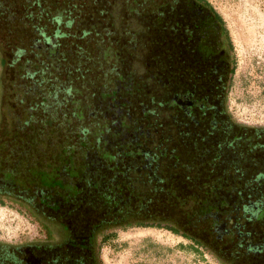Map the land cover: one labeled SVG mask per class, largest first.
I'll return each instance as SVG.
<instances>
[{
  "label": "trees",
  "instance_id": "1",
  "mask_svg": "<svg viewBox=\"0 0 264 264\" xmlns=\"http://www.w3.org/2000/svg\"><path fill=\"white\" fill-rule=\"evenodd\" d=\"M5 2H11L18 9L16 14L0 10V64L4 67V74H8L9 68V43L17 49L22 48L19 53L16 52L15 58L26 65L24 75L29 78L24 83L38 79L39 66L44 67L45 64V69L48 70L51 62L56 61L53 66L57 68L56 64L62 60L70 66L74 62L73 54L76 50L80 49L81 53L90 52L88 59H101L108 71V77L100 79L91 75L94 85L92 88H86L89 101L99 95L104 99L109 93L100 94V88L107 85L106 83H111L113 79H116L120 86H125L126 82L121 80L122 76L117 79L114 72L119 76L122 69L129 66L128 71H123L125 74L130 72L135 73L138 78L141 76L136 81L132 80L131 88L141 94L147 109L153 107L159 112V107L166 105L158 102L157 90H169L185 77L189 78L191 83H198L196 77L201 74L206 75L208 81L209 75H215L217 72L216 66H212L208 60L206 65L202 63L201 70L199 68L200 55L205 51L199 50L197 43L202 36L208 39V36L216 35L211 28L220 29L228 51L232 49L224 19L207 0H0V4L6 5ZM182 4L185 5L182 7L186 12L184 17L178 16ZM1 8L3 7L0 5ZM110 10L113 12L109 13ZM38 22L42 31L36 29ZM154 26L155 29L159 27L162 30L143 40L146 35L144 31H150ZM116 31L120 36H116ZM187 38L194 43L188 50L185 49ZM141 40L143 43L147 42L145 47L142 46L145 48L143 54L134 51ZM126 45L130 52L127 55L123 53ZM37 50L44 53L43 62ZM130 56L135 58L131 61ZM124 59H127L128 64L123 65ZM225 59L221 64V74L224 76V103L236 70L234 58L229 54ZM131 63L134 65L131 66ZM55 72L62 81L65 79L66 69L62 73L58 66ZM56 74L49 78L46 74L44 76L48 95L45 96V102L42 101L39 106L40 111L36 106H28L25 111L23 106L20 107L21 100H18L16 102H19V106L13 116L28 119L26 128L32 129L35 137L44 140V148L49 147L48 140L46 141L48 129L45 127L43 130L41 124L45 123L49 130L51 124H57L59 141L62 143L58 152L63 156L62 166L67 162L72 166V162L66 159L69 149L72 151L73 146H79L83 156L87 158L86 161L97 160L96 158L101 156L98 152L101 147L95 146L92 139V146H87V143L79 139L81 131L87 127H83L85 120L91 122L96 120L97 116L88 114L85 117L76 113V110L61 111L70 103L63 100L64 97L58 95L54 89ZM3 82L0 79V95L8 90L7 84ZM27 88L25 84L18 90L17 99L19 96L23 97ZM29 89L34 90V84H31ZM97 89L99 95L94 94ZM67 94L73 99V91H68ZM89 106L91 107L88 111L93 110L92 103ZM157 112L153 114L157 122H173L171 130L180 134L168 137L163 134L159 138L142 140L139 142L142 146L139 149L134 148V144L138 143L125 145L126 153H140V156H134L135 161H132V156L128 154L118 155V162L113 165L100 159L97 164L99 167L95 168L97 173L89 178L91 180L86 178L82 183V190L86 185H90L91 189L85 190L87 193L80 191L81 194L71 199L69 190L58 182L60 178L56 177L64 174L61 169L52 179L55 182L46 180L45 185L41 184L39 189L27 185V179L37 174L30 170L31 167L21 172V163L26 162L29 166L33 161L31 157L23 158L26 157L23 152L29 151L28 154L35 155V151L41 148V143L27 142V135L24 134L21 143L4 139L0 143V146H4L1 151L4 155L0 154V205L5 206L11 200L22 205L28 202L36 206L39 201L53 203L54 200L60 201V196L69 198L70 203L66 204L68 207L64 215L68 220L61 219L57 224L61 227L63 224L62 228L67 232H91L94 234V240H98V248L99 237L105 230L124 222L139 220L143 223L172 226L196 243L198 248H204L215 255L223 264H230L224 249L232 245L247 253L261 250L260 241L255 240L249 223H263L257 221L251 213L256 207L264 205V190H260L264 188V178H261L264 174L259 172L260 174L252 179L245 169L241 171L235 166H225L219 155L224 153H218L213 143L199 140L196 135L187 139L182 120L172 118L169 114L161 117ZM14 122L16 123L15 120ZM75 122L79 123L78 127L72 129ZM6 126L7 124L1 127L2 138L6 135ZM12 126L16 128V125ZM141 128L145 131L141 136L147 133L151 136L154 130L150 126ZM23 132L26 133V129ZM33 144L34 149L31 148ZM17 148L23 156L16 153ZM247 152L249 155V151ZM20 158L23 159L19 160ZM121 158L130 159L132 162L126 163ZM44 171H48V168H44ZM130 176L132 178H129ZM23 177L27 178L26 181L22 180ZM123 177L126 178V183H123ZM45 203L43 208L37 211L46 219L44 210L48 208ZM84 203H89V208L81 209ZM22 205L20 209L33 217L31 211ZM58 209L56 208V211H59ZM83 213L92 214L94 221L85 222L83 216L86 215ZM41 227L44 229L45 226ZM44 230L50 238L48 229Z\"/></svg>",
  "mask_w": 264,
  "mask_h": 264
},
{
  "label": "rangeland",
  "instance_id": "2",
  "mask_svg": "<svg viewBox=\"0 0 264 264\" xmlns=\"http://www.w3.org/2000/svg\"><path fill=\"white\" fill-rule=\"evenodd\" d=\"M207 1L225 21L228 35L232 43V49L229 51V54L232 58H234L236 63L235 74L230 83L225 101V107L228 113V118L226 119H231L230 122L236 123L238 127L239 125L243 127L242 129H238V131L236 130L237 128H235V125L233 126V129L232 127L227 129V131L231 133L230 135L237 134V136L241 139L239 142L238 140L235 142L238 144L237 150L230 148V150H227L224 154H222V160L225 166L228 164L229 166L237 167V169H240L241 171H243V169L247 170L248 176L254 179L259 172L264 170V151L262 152L260 150L264 149V145L261 143L264 142V0ZM6 3L7 2H5V4ZM0 5L3 7L0 10L9 11V14H16V10L18 9L16 6L11 4V2H8L6 5ZM180 7L181 10L178 11V16L184 17L186 12L182 9V7H185V5L182 4ZM110 12L113 11L110 10L109 13ZM12 29H14V26ZM36 29L38 31H42L40 22H38ZM160 30L162 29L159 27L155 29L154 26L150 29V31H144L146 35L143 40H147L149 37L155 36ZM116 33V36H120L118 31H116ZM0 38H2L1 35ZM204 41L205 39L202 40V44ZM146 43L147 42L143 43L141 40L134 51L141 52L143 54V50H145L143 47H145ZM122 44L124 45L125 43L122 42ZM8 47V74H4V67L0 64V79L2 82L4 79L5 82L3 83H6L8 87L6 92H2L0 99V131L2 130L1 127H5V124H7L6 135L3 138L0 137V143L3 142L4 139H9L10 141L12 140L14 143H21L23 141V134L27 135V137H25L27 142L41 143V148H38L39 151H35V155L28 154L29 151H26L23 152V154H26V157L23 158L28 159V157H31V160H36L40 169L48 168V171H42L47 177V182H55L52 179L57 171L60 172L61 169L64 174L56 177L60 178V181L58 182L62 183L66 189L69 190L70 199L74 198L75 195L78 196V194H81L80 191L87 193L85 190H90L91 186L86 185L82 190V183L84 179H89L93 174L97 173L95 168L99 167L97 165L99 160L102 159V161L109 164L112 163V165L113 163H117L118 155L122 156L128 154L126 153L125 148L127 146L125 145H130V143L133 145V143H136L134 140H131L129 143V138H126L127 134L132 130L131 133L137 134L135 137L139 139L141 134H145L144 129L137 123L138 119H136V117L131 119L128 113H126V117H124L123 114L120 113L123 108L119 107L123 101L125 89L127 91H133L134 88H131L130 85L132 84L130 83H132L133 78L137 80L138 76H136L135 73H130L132 76L131 80L130 77H127V80L121 79L123 82H126V84H129L127 86L126 84L125 86H120L117 80L113 79L111 83H106L107 85L100 88V94L101 92L109 93L106 95V97L109 98L108 104L99 103L101 97L98 94L99 92H97L98 89L94 90V94L99 95V97L92 98L93 103L96 105L95 107L101 106L103 110H109V106L118 107L116 110L118 113V121L115 122L114 119H111L108 122L106 121L105 125L98 123V121L95 123L96 120H92V122L88 119L85 120L83 127L86 125L87 127L84 131H81V137L79 139L87 143V146L93 145V143H91L92 139L95 146L98 145L101 147L98 149L101 156H98L96 158L97 160L91 159L86 161L87 158L83 156V153L81 152L82 150L79 146H73L71 149L72 151L69 149V155L66 159V161L72 162V166L68 162L62 166L63 163H61V161L63 160V156L58 153L62 143L59 141V128L57 127V124H54L53 126L51 124L50 130L45 123L41 124L40 127L43 130H45V127L48 129L46 141L48 140L47 143L49 144V147L47 146L44 148V140L35 137L32 129L26 128L28 119L14 118V112L18 109L19 104H21L20 107L23 106V110L25 108V111H27L28 106H36L38 111L41 110L39 109V106H41L42 101L45 102V96L48 95L46 92L48 86L45 83L44 76L45 74L48 78L52 76V74L54 76V74H56L55 70H58L59 66L62 73L65 72L66 69V76L62 81L56 74L54 78L56 87L54 89L58 95L60 94L64 97H62L63 100L70 103L68 107L62 108L61 111L68 112V110H76V113H81L86 117L88 116V109H90L89 105L92 103V101H89V98L87 99L86 95V88L88 86L89 88H92L94 85L91 75L94 78L106 79L108 77V71L104 67L103 62H101V59H96L94 57L92 60H89L88 56H90V52L81 53V50L78 49L73 54L75 58L72 65L67 66L66 62H62V60L56 64L58 65L57 68H54L53 65H55V61L51 62V66H49V69L46 70L44 64V67L39 66L37 68L38 79L30 80L28 83H24V81H28L29 78V76L24 75V66L26 65L24 62L21 63V61L15 58L17 54L16 52L19 53L22 48L17 49V47L12 46L11 43H9ZM128 48V45H126V50L123 52L126 55L130 53ZM37 54L39 55L41 62H43L44 53L37 50ZM133 57L134 56H130L129 59L132 61ZM123 61V65L124 63L128 64L127 59H124ZM132 65L134 64L131 63V66ZM128 67L129 66H125L124 70L122 69V73H125L123 71H128ZM114 74L116 78L119 77L118 73L114 72ZM139 78H141V76H139ZM108 80L110 81V78ZM25 84H27L28 87L26 90L27 92L25 93L24 90L23 97L19 96L17 99L18 90ZM31 84H34V90L29 89ZM183 84L185 85L182 80H179V86H176L174 91L176 92V90H181V87H184ZM62 86L64 87L62 88ZM77 87L79 90H77ZM35 88L37 90H35ZM104 88H107L108 90ZM66 91H73V99H71V96H69ZM157 91L159 93L157 98L158 102L163 105H168V103L172 100L170 89ZM113 92H115V95ZM140 95V93H136L135 96L138 99L134 100H139V98L140 100H143ZM18 100H21L20 103L16 102ZM50 109L53 110L52 107ZM170 112L171 111L168 110L167 106H163L159 109L157 115L163 117ZM78 124V122H75L72 129L74 127H78ZM116 124H119L120 126L115 128ZM12 125H16V128H13ZM127 128L131 130L126 133L121 132V129ZM25 129L26 133L23 132ZM110 129H114L112 136L110 134ZM170 133H172V130ZM124 138H126L127 141L124 140ZM210 138L211 142H218L221 140L219 137L217 141L218 136L216 135H211ZM34 146L35 145L33 144V147L31 148L34 149ZM249 146L253 149H250ZM2 147L4 146H0V154L4 155V152H1ZM141 147L142 146L139 143L134 144L135 149H139ZM19 148L15 151L20 156L22 153L19 151ZM48 148L50 149L46 151ZM247 151H249V155ZM128 155L140 156V153H133L131 151ZM23 158H20L19 160H22ZM19 167L22 170L21 172H24L28 168V165L26 162H23ZM32 171L34 173L33 169ZM261 178H264V175H261ZM22 180H25L24 177ZM260 190L262 191L264 188L262 187ZM60 197V201L54 200L53 203L44 202L48 208V210H44L46 217L48 219H52L55 223H59L61 219H65L66 221L68 220V217L64 218V215L66 214L68 207L66 204L70 203V199L63 198L62 196ZM19 208L20 205L16 202H12L11 200L5 206L0 205V242L9 245H22L25 243H32L37 240L44 241L45 233L42 231L40 224L37 223V221H35L29 213ZM56 208H59V211H56ZM83 208H89V203H84L81 209ZM253 213L251 214L255 216L256 220H260V222L263 223L250 222V230H252L255 234V240L264 241V205L253 209ZM83 215H86V213H83ZM91 215L92 214H87L86 216H83L84 221L93 222L94 219ZM124 223L114 228L105 230L103 234L100 235L99 253L103 264H223L215 255L211 254L204 248H198L196 243H194L187 236L177 232V230L172 226L155 225L149 222L143 223L139 222V220H133L131 223ZM63 230L65 232L63 242L65 243L67 241L70 243L74 237L71 234L74 232H67L64 228ZM78 233L82 234L84 232ZM259 245L263 248L264 242ZM224 252H226V258L230 260V264H255V261L260 262L264 260V256L259 257L258 259L253 256L247 257L245 256L243 250L238 249V247L233 245L228 247V249H224Z\"/></svg>",
  "mask_w": 264,
  "mask_h": 264
},
{
  "label": "flooded vegetation",
  "instance_id": "3",
  "mask_svg": "<svg viewBox=\"0 0 264 264\" xmlns=\"http://www.w3.org/2000/svg\"><path fill=\"white\" fill-rule=\"evenodd\" d=\"M211 29L217 36L210 35L208 36V39L202 36L197 43L199 50L205 51L202 55H200L201 57L199 59V68L201 70L202 63L206 65V60H208V62L211 63L212 66H216L217 72L215 73V75L210 74V78L208 81H206V75H198L196 77L198 78V83H191L192 81L189 80V78L185 77V79L182 80L183 83H185V85L183 84L184 89L181 87V90H176L175 92L174 88L176 86H179L178 83L176 84V86L173 85L174 87L172 86L170 88L172 100L170 103H168V105L166 104V106L168 107V110L171 111L169 113L170 117L173 118L174 116V118L182 120L184 122V124H181L185 125L183 129L184 135L185 137H187V139L196 135V138L199 140L209 143H217L213 145L216 147L218 153L219 151L225 153L227 150H230V148L237 150L238 144L235 142L237 140L239 142L241 139L237 136V134L230 135L231 133L227 131V129H229L230 127H232L233 129V126L235 125V128H237L236 130L238 131V129H242L243 127H241V125H239L238 127L236 123L230 122L231 119H226L228 118V113L225 107V103H223L225 99V89L223 87L224 76L221 74V72L223 71L221 64L222 60L229 56V51L226 40L221 35L220 29ZM203 39H205V41L202 44ZM193 44L194 43L189 38H187L185 49H190ZM129 73L119 74V77L121 78L122 76V79L125 78L126 80V76H128L131 80L132 76ZM137 79L139 78L137 77ZM136 93V90L125 91L123 101L119 105V107L123 108L122 112L120 113H122L124 117H126V113H128L131 119H134V117L138 119L137 123L140 127L142 126L147 128L148 126H150L153 127L154 130L151 134L152 137L150 135H145L140 136L139 139L135 137L137 136V134L131 133V129H121V132L123 133L131 130L130 133H128L126 136V138H129V143L131 142V140L139 143L142 140H152V138L155 139L154 137L159 138V136H162L163 134H167L166 136L168 137L170 135L179 133L175 130H172V133H170L172 127L174 126L173 122H157V118L153 114L158 110L155 111L156 108L153 107L147 109V106L143 103L142 100H140V98L139 100H134L138 99L135 96ZM108 99L109 98L107 97H105L104 99H100L99 103L108 104ZM91 101L93 103V100ZM95 106V103H93V110H90L89 112L87 111L89 115L95 114L93 116H97L96 121L93 120L95 121V123H97L98 121V123L106 125V121L108 122L111 119H114L115 122L118 121V113L116 112L118 107L109 106V110H103L101 106ZM160 108H162V106L159 107V109ZM119 126V124H116L115 128H118ZM176 127L178 126L176 125ZM155 130H157L158 133ZM112 133H114V129H110L111 136ZM211 135L218 136L217 141L219 137L221 140L218 142H211ZM126 138H124V140L127 141ZM261 143L264 145V142ZM249 148L253 149L250 146ZM260 150L262 152L264 151V149ZM219 155L222 158V155L220 153ZM121 159L126 163L136 160L134 156L130 158L132 161L130 159ZM28 167H31L30 170L33 169L37 176L29 179L26 178L28 180L27 185L37 187L38 189L40 188L41 184L45 185L47 177L43 175L42 171H44V168L40 169L38 163L34 160L31 164H29ZM262 173L264 174V170L262 171ZM136 176L138 175L136 174ZM129 178H132V176H130ZM126 182V178L123 177V183ZM17 203L20 204V202ZM43 203L44 202L39 201L35 206L34 204L32 205L28 202H25L23 205L27 210L29 209L31 211L33 219L37 221L40 226L44 225V229H48L49 233L51 234L50 238L49 235L45 233L46 231L41 227L42 231L45 233L44 241L37 240L32 243H25L22 245H9L1 243L0 264H102L98 248V240H94V234H92L91 232L85 234L74 232L73 234H71L74 236L72 238V241L70 243H68L67 241L64 243L63 238L65 237V232L63 228L59 226L57 222L55 223L52 219H45V217L41 216L37 211L41 207L43 208ZM262 243L263 241H260V244ZM244 254L247 257L253 256L258 259L259 257L264 256V249L261 248V250L259 251H252L248 253L244 252ZM255 264H264V260L260 262L255 261Z\"/></svg>",
  "mask_w": 264,
  "mask_h": 264
}]
</instances>
